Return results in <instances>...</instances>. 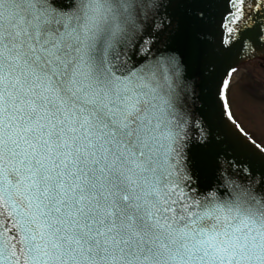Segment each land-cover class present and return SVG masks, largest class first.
<instances>
[{"label":"snow or ice","instance_id":"snow-or-ice-1","mask_svg":"<svg viewBox=\"0 0 264 264\" xmlns=\"http://www.w3.org/2000/svg\"><path fill=\"white\" fill-rule=\"evenodd\" d=\"M214 2L196 96L183 0H0V264H264V146L210 131L264 0Z\"/></svg>","mask_w":264,"mask_h":264},{"label":"water","instance_id":"water-1","mask_svg":"<svg viewBox=\"0 0 264 264\" xmlns=\"http://www.w3.org/2000/svg\"><path fill=\"white\" fill-rule=\"evenodd\" d=\"M65 4L75 3V0H63ZM201 8H205L209 16L211 17V22L214 24L218 18L220 9L217 8L214 0H183L180 8L176 10V18L181 25V31L176 37L175 47L177 49V54H183V57L187 60L186 66V76L195 88V95H201L200 84V69L192 56V47L196 39V33L205 30V26L201 25L198 21L197 13ZM176 21H174L175 23ZM156 50L153 49V52ZM241 53L240 58L243 56ZM239 58V59H240ZM139 59V57H137ZM192 115L199 118L201 101L195 99V96L190 100ZM211 135L215 142L218 143L220 150L226 152L231 156V151L229 146L232 141L239 136V134L231 128L226 117L224 118V123L217 125L213 123L211 128ZM194 152H199L198 148L193 149Z\"/></svg>","mask_w":264,"mask_h":264},{"label":"rangeland","instance_id":"rangeland-1","mask_svg":"<svg viewBox=\"0 0 264 264\" xmlns=\"http://www.w3.org/2000/svg\"><path fill=\"white\" fill-rule=\"evenodd\" d=\"M256 62L237 66L228 101L235 121L264 146V69Z\"/></svg>","mask_w":264,"mask_h":264},{"label":"flooded vegetation","instance_id":"flooded-vegetation-1","mask_svg":"<svg viewBox=\"0 0 264 264\" xmlns=\"http://www.w3.org/2000/svg\"><path fill=\"white\" fill-rule=\"evenodd\" d=\"M256 61L260 63L259 66L262 69H264V52L263 51H258V53H256V55L250 60V62H256ZM248 133L250 134V132ZM250 136H252V138L255 139L252 134Z\"/></svg>","mask_w":264,"mask_h":264}]
</instances>
